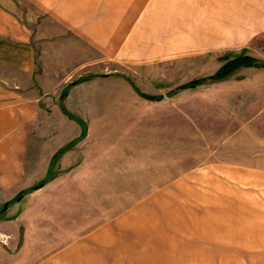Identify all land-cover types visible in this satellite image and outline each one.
<instances>
[{
  "label": "crops",
  "instance_id": "0c3cea01",
  "mask_svg": "<svg viewBox=\"0 0 264 264\" xmlns=\"http://www.w3.org/2000/svg\"><path fill=\"white\" fill-rule=\"evenodd\" d=\"M252 14L264 23V0H0V264H264V164L234 152L264 146L261 99L258 117L211 99L189 142L184 100L154 146L138 123L157 100L127 81L128 97L64 99L85 130L59 108L75 79L116 74L106 62L197 52ZM188 146L211 159L188 165Z\"/></svg>",
  "mask_w": 264,
  "mask_h": 264
},
{
  "label": "rangeland",
  "instance_id": "374dc122",
  "mask_svg": "<svg viewBox=\"0 0 264 264\" xmlns=\"http://www.w3.org/2000/svg\"><path fill=\"white\" fill-rule=\"evenodd\" d=\"M256 16L257 15L252 14L247 18L249 23L245 22L239 24L238 21L234 22L235 28L233 29V33H231V35H235L233 40L219 39L217 45H204L203 48L197 52L191 53L188 51L186 54H172L168 59L156 60L155 62L147 64L106 62L104 63L105 71L114 73V69L116 68V74L108 76L109 74L105 73L97 75L90 73L75 79H82V81L70 87L69 84L63 89L62 97L60 98L61 100L63 98V102L59 104V108L61 112L66 114L70 119H74L76 122L80 123L83 130H85L87 124H84V121L77 115L79 114L77 112L81 113L82 111L75 110L77 114H75V111H70L67 108V101L64 100L65 98L68 99L71 97L73 105L77 106L80 105L78 101L81 97L85 95H90L91 97L93 94H98L99 90L103 95L107 94V96L122 95L123 97H128L129 94L125 92L124 87L114 86L121 81H127V83L131 84L135 93L164 96L166 98L163 100L147 101L145 104L146 106L140 109L145 111L146 114L144 118L139 119L138 125L141 128V130H139V142H144L145 144L149 143L151 146L161 143L165 145L169 142L173 144V139L171 138L175 134L173 129L167 126L166 120L168 119L165 117L166 113L170 112L172 108L177 110L179 103L182 105L184 100L186 101L187 108L188 142L190 139L194 141L195 138L193 122L203 121L204 118L207 117L206 112L209 111V106L212 104L210 100L217 99L222 95L226 96L229 94L250 99L251 116L258 117V110L263 106L262 102H264V68L243 66L233 73V78L230 81L202 85L191 89L181 88L177 91L179 87L186 85L195 78L217 73L222 68L221 66L240 54L251 55L264 63V27H261L264 26V23L258 22ZM237 17L235 14V19H237ZM249 27L251 37L249 39L242 37L241 34H246L247 28ZM243 28L246 32L243 31ZM237 35L240 37H237ZM92 77H96L95 80H93ZM242 78H245V80L242 81ZM98 79H101V83L96 84H100L98 85L100 87L93 86V81ZM82 83H84L83 86L76 89L74 88ZM120 85L123 86V84ZM174 90L175 93H172ZM259 99H261V103ZM206 100H208V103ZM249 104L240 103L239 106L242 108V106H247ZM108 120L113 121L114 119ZM251 131L257 133L260 131V128H251ZM59 133L61 134L62 131ZM257 137L258 136L252 134L250 138V141H252L251 146H234L235 156L241 157L250 154L253 159H256L254 161L264 164V146H255L256 144L258 145L256 141ZM159 148H162V146H156L155 150ZM190 151L188 146V165L195 161H208L211 159V156L208 157V155H210L209 150L203 153L201 151L198 153L193 152L194 154L192 155V151ZM3 209L2 207L1 211ZM2 245L3 243L0 244V246Z\"/></svg>",
  "mask_w": 264,
  "mask_h": 264
},
{
  "label": "trees",
  "instance_id": "16d2710c",
  "mask_svg": "<svg viewBox=\"0 0 264 264\" xmlns=\"http://www.w3.org/2000/svg\"><path fill=\"white\" fill-rule=\"evenodd\" d=\"M243 66L261 68V67H264V63L260 62L259 60H257V58H255L251 55L240 54V55L236 56L234 59L225 63L223 66H221L222 68L217 73L191 80L186 85L179 87L177 89V91L180 90L181 88L182 89H184V88L191 89V88H196L198 86L207 85L210 83L222 81V80L232 76L236 70H238L239 68H241ZM80 81H82V79L74 80L72 83H70L69 87L76 85ZM192 86H194V87H192ZM172 93H175V90ZM143 94L144 93H142V95ZM144 95H146V97L153 99V100H159V99L163 98V96H152V95H148V94H144Z\"/></svg>",
  "mask_w": 264,
  "mask_h": 264
},
{
  "label": "built area",
  "instance_id": "2783aa9c",
  "mask_svg": "<svg viewBox=\"0 0 264 264\" xmlns=\"http://www.w3.org/2000/svg\"><path fill=\"white\" fill-rule=\"evenodd\" d=\"M1 243L5 244V243H6V239H2V238H0V244H1Z\"/></svg>",
  "mask_w": 264,
  "mask_h": 264
},
{
  "label": "water",
  "instance_id": "95a60500",
  "mask_svg": "<svg viewBox=\"0 0 264 264\" xmlns=\"http://www.w3.org/2000/svg\"><path fill=\"white\" fill-rule=\"evenodd\" d=\"M192 87H194V86H192ZM7 208V204H5V206H4V209H6Z\"/></svg>",
  "mask_w": 264,
  "mask_h": 264
}]
</instances>
